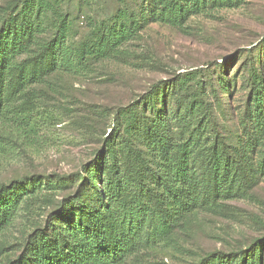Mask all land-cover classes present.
<instances>
[{"label": "trees", "instance_id": "obj_1", "mask_svg": "<svg viewBox=\"0 0 264 264\" xmlns=\"http://www.w3.org/2000/svg\"><path fill=\"white\" fill-rule=\"evenodd\" d=\"M247 1L122 0L103 18L87 16L89 31L79 41L70 39L68 0L0 3V155L13 136L34 142L39 128L34 113L58 91L53 82L120 58L150 23L185 32L193 16ZM88 5L81 0L79 15ZM262 62L257 54L246 67L235 134L225 126L229 109L223 93L237 77L230 79L223 64L214 71L180 72L117 107L96 162L74 173V191L52 201L55 208L44 222L0 264H123L140 247L186 251L181 236L199 215H222L227 201L253 199L264 183ZM55 175L57 181L31 174L0 183V236L29 196L43 187L67 188L70 177ZM196 255L193 264H264V234L247 246Z\"/></svg>", "mask_w": 264, "mask_h": 264}, {"label": "rangeland", "instance_id": "obj_2", "mask_svg": "<svg viewBox=\"0 0 264 264\" xmlns=\"http://www.w3.org/2000/svg\"><path fill=\"white\" fill-rule=\"evenodd\" d=\"M88 1L90 5L80 15L81 0L65 4L72 18V41L88 33L87 16L103 18L122 0H84ZM187 27L184 32L168 24L150 23L124 47L120 58L98 62L87 72L52 83L58 91H51L39 102L34 113L39 126L34 142L27 144L23 138L13 136L0 155V183L31 174L48 175L57 181L56 173L70 177V182H66L65 189L43 187L27 198L16 220L0 236V260L13 254L17 243L36 224L44 222L55 208L52 201H60L74 191L77 183L73 175L96 162L102 135L111 131L114 110L135 101L154 84L188 69L214 71L219 64L225 65L227 76L237 77L230 90L223 93L229 109L225 126L233 134L239 132L246 67L257 54L264 65V0H248L238 8L193 16ZM248 55L254 56L249 59ZM227 204L224 214L202 213L187 228L181 236L186 251L178 252L173 245L140 247L123 264H193L196 254L247 246L264 234V183L255 189L253 199Z\"/></svg>", "mask_w": 264, "mask_h": 264}]
</instances>
